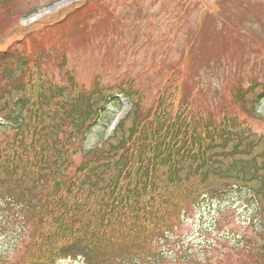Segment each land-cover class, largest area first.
Wrapping results in <instances>:
<instances>
[{
  "label": "trees",
  "instance_id": "trees-1",
  "mask_svg": "<svg viewBox=\"0 0 264 264\" xmlns=\"http://www.w3.org/2000/svg\"><path fill=\"white\" fill-rule=\"evenodd\" d=\"M10 2L0 0V38L16 23V13L1 22ZM119 93L132 110L69 173L78 144ZM236 93V110L216 123L176 104L174 93L144 104L126 81L87 89L72 74L61 84L17 53L0 58V118L10 124L0 128V212L20 206L33 225L20 264H135L151 254L146 243L166 239L203 196L223 198L234 187L258 201L262 229L239 246L250 264H264V136L238 120L260 116L264 90Z\"/></svg>",
  "mask_w": 264,
  "mask_h": 264
},
{
  "label": "rangeland",
  "instance_id": "rangeland-1",
  "mask_svg": "<svg viewBox=\"0 0 264 264\" xmlns=\"http://www.w3.org/2000/svg\"><path fill=\"white\" fill-rule=\"evenodd\" d=\"M79 0H18V10L26 9L30 2H37L38 11L24 15L21 25L24 27L14 28L0 38V51L18 48L24 52L26 43L32 41L34 48L42 51L45 47L36 41L49 42L55 33L46 31L41 39L39 35L42 27L34 30L26 28L46 15H53L58 11L69 7ZM103 3V9L107 10V16L103 19L99 29H90L95 19L84 24L83 15L78 21L67 22L71 34H75L79 27L85 32L83 38L75 37L67 42L69 51L65 52L69 70L76 73L80 83L90 86L96 76H100L103 83H118L126 76L134 80V88L148 89L144 100L148 101L160 86V81L172 69L176 62L183 59V54L190 43L196 44V32L201 28V37L204 39L203 54L202 40L200 43L201 58L195 60L194 66L184 70L186 80L185 90L197 89L195 106H209L217 111L225 98L226 86L233 87L234 82L242 79L247 84L252 79L264 83V0H99ZM241 1V3H240ZM253 9L251 13L247 7ZM220 13L231 15L232 21L238 25L237 30H225ZM28 14V12L26 13ZM201 14L204 23L198 24ZM101 17V15H99ZM214 19V20H213ZM215 24H211V23ZM62 30V29H61ZM65 28L63 29V31ZM67 35V32L63 33ZM217 43L223 47V51L208 48ZM198 47V46H196ZM60 48L57 44L51 49L47 57V63H53ZM56 49V50H55ZM190 56H185V59ZM196 57V56H195ZM45 62V63H46ZM205 67L202 66L203 63ZM162 66L161 68H159ZM126 74H121L122 71ZM53 74L60 73L59 68L50 71ZM121 74V75H120ZM173 84L169 82V88ZM120 109L110 108L113 113L108 122H101L90 133L86 148L100 145L102 140L113 134L115 124L130 110L129 101L122 98ZM195 107L194 109H197ZM253 131L264 134V121L250 120ZM228 198L235 200L234 209L228 214L229 221L234 218L243 222L250 218L253 206H248L239 193H231ZM228 201L220 205L216 201L204 203L197 207L189 218L187 225L177 230L176 235L188 243L193 240L198 247L197 253L204 254L200 249L202 245H208L211 261L227 260L228 242L223 240V234L227 228L216 230L215 218L220 215L221 209ZM232 207V208H233ZM12 225L6 231L0 230V264H16L22 254L23 241L26 235L19 232L20 226L12 221ZM242 223L235 232H242ZM224 230V231H223ZM220 240V241H219ZM214 249H212V246ZM230 247V246H229ZM165 250L175 249L171 252L172 257L180 254V243L174 244ZM185 249H189L186 245ZM61 264H81L79 262H65Z\"/></svg>",
  "mask_w": 264,
  "mask_h": 264
}]
</instances>
